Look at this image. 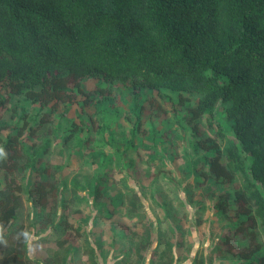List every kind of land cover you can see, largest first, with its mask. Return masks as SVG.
<instances>
[{
	"label": "trees",
	"instance_id": "1",
	"mask_svg": "<svg viewBox=\"0 0 264 264\" xmlns=\"http://www.w3.org/2000/svg\"><path fill=\"white\" fill-rule=\"evenodd\" d=\"M92 77L99 78L105 85L125 86L132 100L138 97L140 90H169L176 93L178 104L184 103L183 93L195 94V105L186 107L187 118H177L171 109L174 125L183 128L180 120L186 118L191 150L194 153L198 149L211 150L202 155L201 167L206 169L200 170V166L193 163L189 171L203 172L194 175L196 181L200 176L202 179L208 176L220 186L235 176L240 177L238 188L232 191L219 188L215 192L216 201L212 206L224 214L228 206L233 205L238 230L243 229L240 224L247 219L251 221L250 226L258 222L264 228V0H0V107L10 96L22 95L23 99L38 104V109L49 105V114L57 104L71 102L74 91L84 94L81 100L86 104L93 94L83 91L80 83ZM69 79L73 90L67 91ZM93 90L100 102L110 97V88L96 86ZM217 103L222 106L235 141H225L222 149L214 138L199 141L197 137L198 120L207 113L206 123L211 127L212 110ZM10 111L9 117L15 119L13 125L0 124V149H3L0 171L4 172V185L0 188L2 232L15 219L18 207L15 191H24L32 206L42 207L46 205L47 195L57 190L46 177L37 180L45 173L40 164L48 153V142L27 143L21 139L35 136L36 128L45 122L43 114L34 115L33 124L28 125L25 110L16 113L12 108ZM99 125L105 127L106 124L100 122ZM138 127L139 119L135 116L130 133L133 135ZM214 135L224 140L222 133L215 131ZM69 137L65 135L63 149ZM131 144L128 140L125 150ZM88 156L96 171L82 184L89 187L87 193L91 195L90 203L85 205L94 212L92 226L89 230L81 229L78 223L73 228L77 235L83 236L81 254L86 255L88 264H97V251L98 255L103 251L100 232L94 228L102 220L101 206L109 211L103 215L105 218L113 215L116 205L124 209L127 218H132L143 205L140 196L132 190L123 193L118 204L111 205L110 198L103 197L109 170L104 165L99 166L98 154ZM18 159L22 162L18 163ZM20 169L32 176L31 186L25 188L23 177L13 184L14 178L7 175ZM61 186L65 187L64 180ZM73 186L81 187L79 182H73ZM151 199L163 214L161 219H155L154 247L152 240L140 237L136 242V259L144 264H174L183 241L180 237L172 241L174 239L164 235L166 231L168 235L173 234L177 222L173 221L172 209L169 210L163 199L159 201L152 193ZM65 200L61 199L64 205ZM190 200L191 193H188V202L198 207V200ZM60 211L67 215V211ZM80 213L81 209L75 207L70 215L78 214V220L82 221ZM51 214L54 213L50 209L48 219ZM160 223H165L163 228ZM196 224L199 225V220ZM68 226L62 218L56 230L61 235H72ZM23 232L26 230L20 233L17 245L22 247L24 255L21 259L16 252L18 249H13L18 259L14 264L41 263L27 254ZM113 232H118L109 244L113 263L133 264L130 247H123L126 233L120 228H113ZM0 235L5 237V234ZM50 240L59 254L44 263L72 264V258L64 251L68 236L52 239L48 233L39 236L36 242L42 244ZM71 249L74 248L70 246L69 251ZM259 249V245L246 247L231 255L229 264H264V253ZM223 251L230 253L227 249ZM79 257L74 259L79 261ZM193 258V264H212L211 258L207 260L203 255Z\"/></svg>",
	"mask_w": 264,
	"mask_h": 264
},
{
	"label": "rangeland",
	"instance_id": "2",
	"mask_svg": "<svg viewBox=\"0 0 264 264\" xmlns=\"http://www.w3.org/2000/svg\"><path fill=\"white\" fill-rule=\"evenodd\" d=\"M80 85L88 95L93 94L86 104L81 100L84 94L72 91L73 100L57 104L54 111L49 114H47L49 105L38 109V104L23 99L22 95L10 96L5 105L0 107V124L7 123L8 126H12L15 122L14 118L9 117L12 108L16 113L21 109L25 110L28 125L33 124L34 115L43 114L45 122L36 128L35 136L21 139L27 143L48 142V153L40 164L41 168L45 169V173L37 180L46 177L57 189L47 195L46 205L42 207L32 206L26 200L24 191H15L18 195L15 219L11 221L12 224H8L5 232H2L0 227V234H5L0 242V264H14L18 260L13 250L15 248L18 249L16 251L18 257L22 259L24 251L21 250V246L18 248L17 239L23 230L31 233L33 237L30 242H26L27 254L31 258H38L41 262L39 264H45L44 260L59 254L52 240L42 244L36 242L39 236L48 233L52 239L68 236L69 243L65 245L64 251L72 258V264H88L86 255L81 254L83 236L77 235L73 227L79 223L81 229L89 230L92 226L94 212L85 205L90 203L91 195L90 192L87 193L89 187L82 184L96 171V166L89 163L90 153L98 154L99 166H105L104 168L109 170L107 174L109 181L103 197H109L111 205L118 204L123 195L131 190L140 196L143 205L132 218H127L124 209L117 205L113 215L105 218L103 215L109 211L105 206H101L100 209L104 211L102 220L94 228L100 232L99 240L102 242L103 251L97 264H114V259L110 258L113 251L109 244L112 238L117 237L118 232H113V228H120L126 233L123 247H130V261L133 264H144L136 259L138 255L136 242L138 243L140 237H146L153 241L152 247H154L155 219H161L163 214L162 209L151 199V193L159 201L163 199L167 203L169 210L172 209L173 221L177 222L178 231L174 229V233L170 235L166 231L164 235L174 239L172 241H176L178 237L183 241L182 250H179L178 260L174 264H193V257L199 258L200 255L207 260L211 258L212 264H229L234 253L255 245H259L260 252L264 253V228L258 222L250 226L251 221L244 220L240 224L243 229L238 230L235 228L237 218L234 216L233 205H229L224 214L215 211L212 206L216 201L215 192L219 188L232 191L238 188L241 178L235 176L230 182L220 186L215 185L208 176H203V179L200 176L196 181L194 175H202L203 172L189 171L193 163L200 166V170L206 169L201 167L202 155L206 152L211 153V150L198 149L196 153L191 150L190 131L189 127L185 126V119L188 117L186 107L194 106L196 103L195 94L183 93L186 97L184 103L178 104L176 93L169 90H140L138 97L132 100L126 93L125 86L117 83L105 85L99 78L92 77L82 79ZM96 86L110 88V97L106 102L97 100L99 95H95L93 90ZM72 87L69 79L67 91ZM171 109L174 110L177 118L186 117L180 120L183 128L172 122ZM135 116L139 119V127L132 135L130 129L132 131L134 128ZM208 118L209 115L204 113L197 122L199 141L208 137L214 138L220 149L225 141L235 142L219 103L212 110L211 127L207 126ZM100 122L105 123V127L100 126ZM215 131L222 133L224 140L215 138ZM5 132L6 130L1 132L2 137ZM65 135H70V139L63 149ZM128 140H131L132 144L125 150ZM21 162L22 160L18 159V163ZM55 165L59 168L57 169ZM26 172L20 169L7 175L14 178L13 184L16 183L15 180L19 181L23 177L24 186L27 188L34 181ZM3 174L4 172L0 171L1 189L4 185ZM61 180L65 182L64 188L61 186ZM73 182H79L80 189L78 186H73ZM188 193H191L190 201H199L198 207L188 202ZM61 199H66L65 205L62 204ZM86 199L87 202H84ZM75 207L81 209L82 221L78 220V214L70 215ZM50 209L54 214L48 219ZM62 209L67 211V215L62 214L60 211ZM62 218L66 219L69 225L67 229L72 235L71 233L61 235L56 230L58 220ZM197 220L199 225L196 224ZM160 225L163 228L165 223ZM181 226L184 227L183 230L179 229ZM13 227L14 229L9 233V229ZM179 231L181 233L178 235ZM248 231L252 234L250 235ZM88 240L91 241L90 238ZM70 246L74 249L69 251ZM225 249L232 254L224 253ZM77 255L80 256L79 261L74 259Z\"/></svg>",
	"mask_w": 264,
	"mask_h": 264
},
{
	"label": "clouds",
	"instance_id": "3",
	"mask_svg": "<svg viewBox=\"0 0 264 264\" xmlns=\"http://www.w3.org/2000/svg\"><path fill=\"white\" fill-rule=\"evenodd\" d=\"M0 154H3V149H0ZM23 235L25 237L26 242H30L33 238L32 234L29 232H23ZM2 240H3V237H2V235H0V242H2Z\"/></svg>",
	"mask_w": 264,
	"mask_h": 264
},
{
	"label": "crops",
	"instance_id": "4",
	"mask_svg": "<svg viewBox=\"0 0 264 264\" xmlns=\"http://www.w3.org/2000/svg\"><path fill=\"white\" fill-rule=\"evenodd\" d=\"M94 247V246H93ZM99 256H101V255H98V252H97V262H99ZM111 258V257H110Z\"/></svg>",
	"mask_w": 264,
	"mask_h": 264
}]
</instances>
